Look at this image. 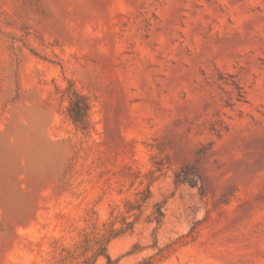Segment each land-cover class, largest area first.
I'll list each match as a JSON object with an SVG mask.
<instances>
[{
    "label": "rangeland",
    "instance_id": "374dc122",
    "mask_svg": "<svg viewBox=\"0 0 264 264\" xmlns=\"http://www.w3.org/2000/svg\"><path fill=\"white\" fill-rule=\"evenodd\" d=\"M147 189L116 264H264V0H0V264H105Z\"/></svg>",
    "mask_w": 264,
    "mask_h": 264
},
{
    "label": "trees",
    "instance_id": "16d2710c",
    "mask_svg": "<svg viewBox=\"0 0 264 264\" xmlns=\"http://www.w3.org/2000/svg\"><path fill=\"white\" fill-rule=\"evenodd\" d=\"M70 93L71 98H70V105L68 107V114L70 116V119L72 122L80 129L82 130H87L90 128V111H91V103L89 101V98L87 95L79 92L78 90L74 89ZM185 169L187 170L188 168L184 167L182 170H178L175 172V183L177 185L184 183L185 182V177L186 175L189 174V172H184ZM186 174V175H185ZM152 197V192L150 189H147L146 191L141 192L140 197L133 201L131 199H128L126 201V209H125V214H121V222L122 226L120 227H114V225L117 223V218L118 215H114V220H111V224L113 227L105 233H103L102 237L99 240V245L97 248V251L95 253V258H100L104 257L106 258V263L105 264H116V260H114L110 254L108 253L107 250V245L110 240L113 238L119 237L126 232L130 230H134V225L136 221L139 218V215L135 213V210L138 209L140 213L143 212V205L146 203L150 198ZM112 211V215H113ZM135 215V219L132 221H128L129 216ZM165 217V211H164V203L163 202H155L154 203V210L150 214L148 221L153 222L157 221V223L162 224L163 219ZM135 249L132 250L131 252H138L140 249H137V244L134 245ZM92 264V263H91ZM145 264H153V262L149 261L146 262Z\"/></svg>",
    "mask_w": 264,
    "mask_h": 264
}]
</instances>
